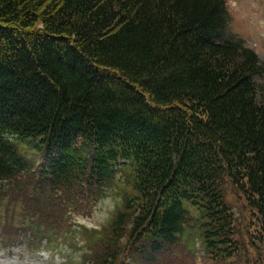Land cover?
Returning <instances> with one entry per match:
<instances>
[{
  "label": "trees",
  "instance_id": "trees-1",
  "mask_svg": "<svg viewBox=\"0 0 264 264\" xmlns=\"http://www.w3.org/2000/svg\"><path fill=\"white\" fill-rule=\"evenodd\" d=\"M230 22L226 0H0V250L264 264V63Z\"/></svg>",
  "mask_w": 264,
  "mask_h": 264
},
{
  "label": "rangeland",
  "instance_id": "rangeland-1",
  "mask_svg": "<svg viewBox=\"0 0 264 264\" xmlns=\"http://www.w3.org/2000/svg\"><path fill=\"white\" fill-rule=\"evenodd\" d=\"M226 7L231 17L230 31L243 39L264 63V0H226ZM118 198L116 192L107 195L97 204L89 217L80 216L79 223L88 229H100L110 216ZM0 264L70 263L67 257L59 254L57 256L46 253L34 255L16 249L10 253L0 250Z\"/></svg>",
  "mask_w": 264,
  "mask_h": 264
}]
</instances>
